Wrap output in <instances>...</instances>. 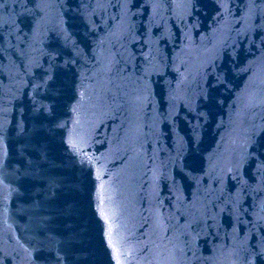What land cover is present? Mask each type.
<instances>
[{
    "label": "snow or ice",
    "instance_id": "6c2138e0",
    "mask_svg": "<svg viewBox=\"0 0 264 264\" xmlns=\"http://www.w3.org/2000/svg\"><path fill=\"white\" fill-rule=\"evenodd\" d=\"M0 264H264V0H0Z\"/></svg>",
    "mask_w": 264,
    "mask_h": 264
},
{
    "label": "water",
    "instance_id": "95a60500",
    "mask_svg": "<svg viewBox=\"0 0 264 264\" xmlns=\"http://www.w3.org/2000/svg\"><path fill=\"white\" fill-rule=\"evenodd\" d=\"M103 88V92L101 93V100L100 103L103 105L107 102H109V96L106 95L105 93H107L108 88L111 86H101ZM112 92L115 91V88L112 87L111 88ZM101 119H107L106 117L101 116ZM101 133L105 132V129H101L100 130ZM97 147H100L99 145ZM127 185H128V180L126 176H121L120 179L116 180L113 184H112V188L110 190V196L113 197V199L115 200L117 205L120 204H127V200L125 199L126 195H127ZM125 215H127V213H125ZM134 223V222H133Z\"/></svg>",
    "mask_w": 264,
    "mask_h": 264
}]
</instances>
